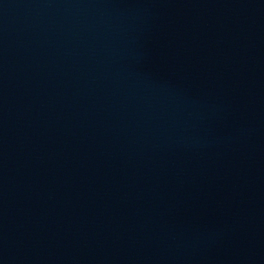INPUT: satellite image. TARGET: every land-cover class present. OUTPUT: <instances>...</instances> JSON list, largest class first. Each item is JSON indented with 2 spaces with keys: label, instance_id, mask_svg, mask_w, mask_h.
I'll use <instances>...</instances> for the list:
<instances>
[{
  "label": "water",
  "instance_id": "water-1",
  "mask_svg": "<svg viewBox=\"0 0 264 264\" xmlns=\"http://www.w3.org/2000/svg\"><path fill=\"white\" fill-rule=\"evenodd\" d=\"M0 264H264V0H0Z\"/></svg>",
  "mask_w": 264,
  "mask_h": 264
}]
</instances>
